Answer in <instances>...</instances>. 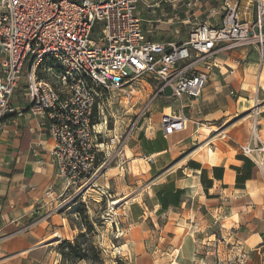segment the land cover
<instances>
[{
    "label": "crops",
    "instance_id": "1",
    "mask_svg": "<svg viewBox=\"0 0 264 264\" xmlns=\"http://www.w3.org/2000/svg\"><path fill=\"white\" fill-rule=\"evenodd\" d=\"M194 2L188 11L184 0H139L147 39L182 43L190 33L187 26L219 23L222 14L210 11L221 10L225 0ZM218 62L220 70L201 97L181 100L190 113L187 131L165 137L160 120L137 129L141 134L124 146L122 162L107 180L109 190L125 184L124 194L115 191L114 197L120 195L133 222L124 247H134L136 260L147 253L149 221L160 230L171 264L232 257L237 264H264V171L242 150L255 140L264 145V60L255 48H245L220 55ZM11 106L17 114L0 127V264H38L42 256L55 254L51 239L61 233L69 241L73 233L68 209L55 211L66 188L57 189L56 169L47 156L55 143L29 113L24 86ZM203 129L210 134L201 136ZM135 166L140 174L134 179L143 178L148 187L125 183ZM51 185L55 191L48 198ZM34 223L29 235L12 236Z\"/></svg>",
    "mask_w": 264,
    "mask_h": 264
},
{
    "label": "built area",
    "instance_id": "2",
    "mask_svg": "<svg viewBox=\"0 0 264 264\" xmlns=\"http://www.w3.org/2000/svg\"><path fill=\"white\" fill-rule=\"evenodd\" d=\"M184 1L188 11L196 7L194 0ZM138 3L0 0V127L17 114L11 100L24 86L29 113L54 140L47 156L66 191L77 183L81 190L94 186L95 177L111 165L97 120L119 102L118 96H133L141 80L160 85L154 98L170 90L176 100H198L220 70V55L255 48L264 60V0H225L221 10L210 11L222 14L218 24L203 23L184 42L169 44L147 39ZM160 125L168 137L187 131L189 119L163 113ZM254 144L243 147V155L264 171V145ZM54 191L51 185L46 196ZM66 202L55 211L66 208ZM36 224L12 236L29 235Z\"/></svg>",
    "mask_w": 264,
    "mask_h": 264
},
{
    "label": "rangeland",
    "instance_id": "3",
    "mask_svg": "<svg viewBox=\"0 0 264 264\" xmlns=\"http://www.w3.org/2000/svg\"><path fill=\"white\" fill-rule=\"evenodd\" d=\"M76 1V0H75ZM140 10V7H139ZM192 25L187 26V31H193ZM188 37V35H185ZM160 85L153 79H143L139 83V87L133 96L123 98L118 96L119 102L111 105L104 112V116H101L97 122L100 125V129L103 130L105 143V156L108 159H113L111 165L107 167V170L102 174L95 177L94 186H88L84 190L80 189L82 184L77 183L71 186L65 193V195L59 200L60 202H66L68 219L73 233L69 232V242H75L79 239L81 231L87 236L80 242L85 245L87 243L93 244V246L99 251L101 262L99 264H171L170 257L164 255L166 253V244L159 239L160 230L149 221L146 222L147 230L150 232L147 236L146 254L143 259H135L134 247L129 244L125 245L129 238L130 226L133 225L129 217L128 211L122 206L120 195H123L122 189L125 186L124 182L120 185H112V189H106L107 180H111V176H114V168L120 164L123 158V148L131 140L134 134H141L139 128L148 129V127H154L158 120H161L160 113L167 114H185L188 119L190 113L188 108H183L181 101L172 97L170 90H166L165 93L154 98ZM24 97V93L18 95V102L21 103ZM148 108L146 115H143L140 120L138 119L142 115L143 110ZM139 121V122H138ZM137 122V126L132 135H130V128ZM209 135V129H203L201 136ZM114 141V142H113ZM134 174L131 175L132 179H125V183L132 189L141 187H148L149 182L143 180L141 177L134 179L136 175H139L138 167L135 166ZM137 172V173H136ZM105 173H108L106 175ZM142 180L141 185H138ZM57 189L65 188L66 182L64 180L57 181ZM117 189V190H116ZM120 194L114 197V193ZM119 202L117 204H114ZM80 210V211H79ZM151 222V221H150ZM149 229V230H148ZM65 237L59 233L52 240L55 254L49 259L47 257L39 258L38 264H60L59 246L63 243ZM206 252V251H205ZM200 257L203 255L200 254ZM206 257V256H204ZM175 259V258H174ZM174 263V262H173ZM81 264H97V263H81ZM188 264H237V260L232 257L230 260L216 262H208L207 260H197L195 262H189Z\"/></svg>",
    "mask_w": 264,
    "mask_h": 264
},
{
    "label": "trees",
    "instance_id": "4",
    "mask_svg": "<svg viewBox=\"0 0 264 264\" xmlns=\"http://www.w3.org/2000/svg\"><path fill=\"white\" fill-rule=\"evenodd\" d=\"M80 211V210H79ZM87 235L81 231L79 239L75 242L63 241L59 246L60 264H81V263H97L101 262L99 251L93 244L87 243L83 245L80 241L85 239Z\"/></svg>",
    "mask_w": 264,
    "mask_h": 264
},
{
    "label": "bare ground",
    "instance_id": "5",
    "mask_svg": "<svg viewBox=\"0 0 264 264\" xmlns=\"http://www.w3.org/2000/svg\"><path fill=\"white\" fill-rule=\"evenodd\" d=\"M117 203H119V202H116V201H115V203H114V204H117Z\"/></svg>",
    "mask_w": 264,
    "mask_h": 264
}]
</instances>
